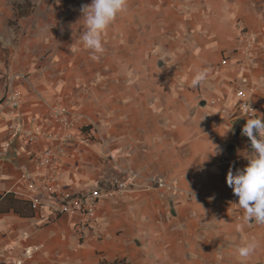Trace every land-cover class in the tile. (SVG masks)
I'll use <instances>...</instances> for the list:
<instances>
[{
	"label": "crops",
	"instance_id": "obj_1",
	"mask_svg": "<svg viewBox=\"0 0 264 264\" xmlns=\"http://www.w3.org/2000/svg\"><path fill=\"white\" fill-rule=\"evenodd\" d=\"M10 3L0 0V21L13 16ZM90 3L71 0L70 24L55 29L54 19L50 32L41 22L56 13L32 29L23 21L26 33H0L2 264H264V224L242 221L226 182L230 166L242 169L253 155L237 89L264 115V0H127L103 34L102 54L81 39V7ZM242 28L258 34L249 68L239 64ZM202 68L211 71L194 88ZM13 88L23 96L18 108L4 101ZM57 106L78 111L98 135L79 153L68 148L62 186L85 192L123 168L161 177L173 190L142 179V188L103 199L87 227L78 214H56L42 188L20 179L42 142L27 145L11 125L42 127ZM31 114L38 121L29 122ZM252 240L257 250L241 258L238 247Z\"/></svg>",
	"mask_w": 264,
	"mask_h": 264
},
{
	"label": "built area",
	"instance_id": "obj_2",
	"mask_svg": "<svg viewBox=\"0 0 264 264\" xmlns=\"http://www.w3.org/2000/svg\"><path fill=\"white\" fill-rule=\"evenodd\" d=\"M237 45L241 59L239 64L246 68L254 64L255 44L258 34L248 29L242 28L237 36ZM226 58H222L221 65L217 71H221L226 66ZM242 81H246L243 78ZM238 112L242 118H248L251 112L249 105L256 111V107L250 96L242 89H237ZM4 101L12 108H18L23 103V96L17 89H9ZM52 118L45 117L44 126L36 125L35 128L20 129L21 122L11 125L12 133H21L27 145L42 142L41 149L37 150L32 157L31 168L25 167L20 174L22 182L31 189L42 188L50 197L56 214H78L82 218L83 227L88 226V221L99 220L98 205L105 198H117L130 190L142 188L141 180L150 186L162 189L173 190V183L161 177H150L143 175L137 170H125L115 168L108 179L95 183L85 192H76L64 187L59 182V175L64 163L68 148L74 153H79L81 147L94 141V134L90 124L83 121L81 114L70 107L57 106L51 108ZM38 121L36 114L29 116V122ZM110 159L113 158L109 154ZM122 173L125 176H122ZM228 198L233 203H238V197L233 190ZM6 252V245L0 236V264L3 263ZM26 252H29L28 250ZM17 259L16 263L21 264Z\"/></svg>",
	"mask_w": 264,
	"mask_h": 264
},
{
	"label": "clouds",
	"instance_id": "obj_3",
	"mask_svg": "<svg viewBox=\"0 0 264 264\" xmlns=\"http://www.w3.org/2000/svg\"><path fill=\"white\" fill-rule=\"evenodd\" d=\"M126 4L127 0H91L90 4L81 7L86 25L81 39L87 49L95 54L103 53V34L117 14L125 10ZM98 58V55L93 56V59ZM210 71L209 68L198 69L191 79V86H199L207 79ZM248 107L251 112L242 128V135L249 138L253 155L247 158L248 163L242 169L233 171L230 166L226 182L238 197L237 204L244 211L242 221L264 224V115H257L250 105ZM258 246L255 240L246 241L237 251L241 258L247 259Z\"/></svg>",
	"mask_w": 264,
	"mask_h": 264
},
{
	"label": "rangeland",
	"instance_id": "obj_4",
	"mask_svg": "<svg viewBox=\"0 0 264 264\" xmlns=\"http://www.w3.org/2000/svg\"><path fill=\"white\" fill-rule=\"evenodd\" d=\"M70 1L71 0H11V3L8 5V9L11 6L14 14L13 16L7 17L6 21H0V33H26V29H32L35 23H37V18H39L41 21L42 17L48 16V14L52 16L53 13H56L55 18H53V16L51 18L49 17L48 19L46 17L43 18L45 21L41 22V25H46V30L43 31L50 32L51 26H49V24L50 22L52 23L54 19L56 21H53L55 29L58 24H62V26L66 25L67 23L70 24V22L66 21V18H68V14L70 13L71 9ZM61 12L63 13L62 18L61 20H57L56 18H59ZM2 13H5V10ZM23 21L28 24V26L25 27V30H23ZM61 30L68 31L64 30V28H62ZM43 31H41V33ZM16 42H18L17 36H15L13 39V43ZM89 127L93 131L95 140L96 137L98 138V135L95 134L96 130H93L92 125H90Z\"/></svg>",
	"mask_w": 264,
	"mask_h": 264
},
{
	"label": "water",
	"instance_id": "obj_5",
	"mask_svg": "<svg viewBox=\"0 0 264 264\" xmlns=\"http://www.w3.org/2000/svg\"><path fill=\"white\" fill-rule=\"evenodd\" d=\"M165 63V59L164 58H159L158 59V62H157V66L158 67H162V65ZM248 141H249V145L251 146V142H250V140L248 139ZM170 205H172V201H170Z\"/></svg>",
	"mask_w": 264,
	"mask_h": 264
},
{
	"label": "trees",
	"instance_id": "obj_6",
	"mask_svg": "<svg viewBox=\"0 0 264 264\" xmlns=\"http://www.w3.org/2000/svg\"><path fill=\"white\" fill-rule=\"evenodd\" d=\"M20 8V7H19ZM23 15V14H22ZM24 16V15H23ZM240 122V126L239 127H243L245 125V122L239 121Z\"/></svg>",
	"mask_w": 264,
	"mask_h": 264
}]
</instances>
